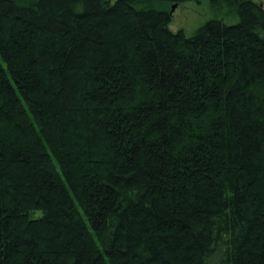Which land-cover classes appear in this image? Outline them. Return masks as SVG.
Wrapping results in <instances>:
<instances>
[{
	"label": "trees",
	"instance_id": "trees-1",
	"mask_svg": "<svg viewBox=\"0 0 264 264\" xmlns=\"http://www.w3.org/2000/svg\"><path fill=\"white\" fill-rule=\"evenodd\" d=\"M186 1L0 0V264H264V8Z\"/></svg>",
	"mask_w": 264,
	"mask_h": 264
},
{
	"label": "rangeland",
	"instance_id": "rangeland-1",
	"mask_svg": "<svg viewBox=\"0 0 264 264\" xmlns=\"http://www.w3.org/2000/svg\"><path fill=\"white\" fill-rule=\"evenodd\" d=\"M253 1L260 3L264 8V0ZM172 6H174L173 9ZM166 7L170 8L171 13L170 30H182L187 36L191 35L200 25L213 18L221 19L227 24L236 22V18H232L229 13L227 14L228 7L221 4L218 9H215L210 5L209 0H189L180 4H168Z\"/></svg>",
	"mask_w": 264,
	"mask_h": 264
},
{
	"label": "water",
	"instance_id": "water-1",
	"mask_svg": "<svg viewBox=\"0 0 264 264\" xmlns=\"http://www.w3.org/2000/svg\"><path fill=\"white\" fill-rule=\"evenodd\" d=\"M174 8V6H172V9Z\"/></svg>",
	"mask_w": 264,
	"mask_h": 264
}]
</instances>
